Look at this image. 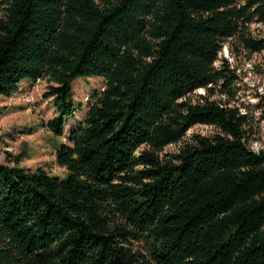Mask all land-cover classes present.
<instances>
[{
	"label": "trees",
	"instance_id": "trees-1",
	"mask_svg": "<svg viewBox=\"0 0 264 264\" xmlns=\"http://www.w3.org/2000/svg\"><path fill=\"white\" fill-rule=\"evenodd\" d=\"M258 23L264 0H0L1 96L45 80L62 137L72 81L103 79L63 176L0 163V264H264V94L234 105L220 56L264 51Z\"/></svg>",
	"mask_w": 264,
	"mask_h": 264
},
{
	"label": "rangeland",
	"instance_id": "rangeland-1",
	"mask_svg": "<svg viewBox=\"0 0 264 264\" xmlns=\"http://www.w3.org/2000/svg\"><path fill=\"white\" fill-rule=\"evenodd\" d=\"M252 27L256 33L264 35V23L254 24ZM220 56L228 60L239 77L235 84L237 94L232 103L241 111L250 110L249 107L257 102L256 95L264 94V51L235 57L224 46ZM46 85V81L42 79L35 82L22 80L17 91L9 96L0 95V163L11 166L14 164L13 157L20 155L22 158L18 165L21 167L31 170L40 167L51 175L63 176L64 169L55 161V148L61 142H68L69 130L83 120L87 100L94 91L102 88L103 79L83 76L72 81L77 109L72 116L66 118L62 137L54 136L43 126L55 114L51 100L43 98ZM254 115L256 139L250 146L257 151L264 147V120H257L258 112ZM212 131L211 126L194 125L186 132L184 139L189 138L192 133L210 135ZM177 147L178 144L168 145L164 152H173Z\"/></svg>",
	"mask_w": 264,
	"mask_h": 264
}]
</instances>
